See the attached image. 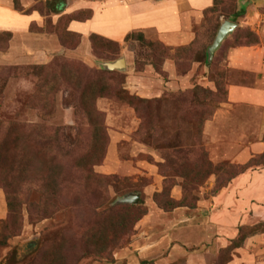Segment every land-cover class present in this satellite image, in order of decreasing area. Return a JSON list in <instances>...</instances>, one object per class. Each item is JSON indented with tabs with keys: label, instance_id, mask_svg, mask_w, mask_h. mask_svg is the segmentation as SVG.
Instances as JSON below:
<instances>
[{
	"label": "rangeland",
	"instance_id": "374dc122",
	"mask_svg": "<svg viewBox=\"0 0 264 264\" xmlns=\"http://www.w3.org/2000/svg\"><path fill=\"white\" fill-rule=\"evenodd\" d=\"M13 1L20 13L42 16L44 25L32 32L55 40L62 53L44 69L8 72L4 92L0 84V191L7 209L0 264H186L183 257L165 263L160 255L172 254L167 245L141 246L168 241L170 217L178 243L197 240L217 220L226 227L213 231L226 240L207 264H264V195L230 194L245 175L264 176V158L237 159L257 141V130L231 137L227 119L242 109L227 105L233 71L225 64L228 49L257 34L236 29L209 65L206 53L224 17L244 21L255 4L243 13V0H216L217 12L195 25L194 42L171 48L146 35L147 43L76 37L68 33V15L53 13L59 0ZM90 1L103 0H65V10ZM79 14L83 21L89 15ZM8 39L0 36V44ZM121 58L124 72L100 65ZM15 77L26 78V86L11 102L5 92ZM101 77L105 84L95 85ZM219 120L221 133L212 136ZM131 194L139 204L120 202ZM172 200L183 207L167 209ZM129 206L146 215L136 222L138 211ZM239 232L246 240L235 249Z\"/></svg>",
	"mask_w": 264,
	"mask_h": 264
},
{
	"label": "crops",
	"instance_id": "0c3cea01",
	"mask_svg": "<svg viewBox=\"0 0 264 264\" xmlns=\"http://www.w3.org/2000/svg\"><path fill=\"white\" fill-rule=\"evenodd\" d=\"M241 3L243 5L240 11L243 13L249 12L250 5L255 4L254 12L251 13L253 15H248V18L245 17L244 21L239 23L241 17L225 19V21L237 24V29L249 28L260 39V43L256 45L228 49L225 61L228 69L233 71V77L228 85L229 103L227 105L231 109L234 107L242 109L237 114L239 118H234L230 114L231 116L227 119V123L231 122L229 125L231 137L248 135L254 128L257 130L255 134L257 141L252 142L246 148L247 150L245 149L238 158L236 157L239 161H245L254 154L264 153V13L258 11L259 7L264 6V0H243ZM214 5L215 0H103L77 3L70 6L65 15H73L80 11L93 13L91 19L83 22L72 21L69 27L71 33L85 38L97 35L110 41L124 42L129 34L141 32L147 38L153 36L168 47L179 48L194 42L195 25L204 18L205 11L213 8ZM43 25L44 19L39 13H20L15 9L13 0H0V35H12L7 47L0 44L1 77L9 79L6 78V74H9L11 68L50 64L55 55L62 53V47L57 45L55 40L49 41L45 36L32 32L33 26ZM232 38L233 36L230 35L226 40L229 41ZM53 41L56 45L52 43ZM223 43L221 47L226 44V42ZM52 44L54 46L51 48ZM221 47L216 51V57ZM170 78L171 85H175V75L172 74ZM25 86L26 78H10L8 91L5 92L6 99L10 100L17 93L23 92ZM11 102H13L12 99ZM252 114L256 118L249 117ZM213 123L211 122L210 125L213 126ZM220 123L219 120L214 125L215 130L213 129L212 136L217 137V134L221 133ZM256 179L261 180L254 182ZM238 183L240 187L233 186L234 190L230 191V194L249 192V195L256 191L264 195V176L259 172L245 175L239 179ZM5 205L4 195L0 191V226L7 217ZM166 222L171 226V231L177 228L176 221L171 217L166 218ZM218 224L217 220L216 225L210 226L208 230L203 229V234L201 233L203 236L198 237L197 240L189 241L181 238V243H178L177 241L180 240L175 239L170 231L165 235L168 241L162 238L156 243L153 241L141 246L144 249L154 246L152 251L162 245H167L169 250L172 248L169 258L160 255L162 260L166 261L165 263L173 260V257H183L186 264H207L208 258L214 254L213 249L216 252L220 243L226 240L221 233L213 232L216 228L222 232L226 230V227L218 226ZM152 235L149 234L148 237ZM150 240L151 238L146 241ZM207 243L210 247H206ZM201 247L204 248L200 249Z\"/></svg>",
	"mask_w": 264,
	"mask_h": 264
},
{
	"label": "trees",
	"instance_id": "16d2710c",
	"mask_svg": "<svg viewBox=\"0 0 264 264\" xmlns=\"http://www.w3.org/2000/svg\"><path fill=\"white\" fill-rule=\"evenodd\" d=\"M15 3V6H16V2H14ZM66 6H67V4L65 3V0H59L58 2H56V4L54 5V12L53 13H55V14H60V13H62V12H66ZM17 11H19L17 8H15ZM19 12H21V11H19ZM216 13L217 12V5H216V0H215V5H214V7L213 8H211V9H208V10H206L205 11V13L207 14V13ZM80 13V12H79ZM73 14V15H68L67 17L70 19L69 20V23H71L72 21H83V19H80L78 16L80 15V14ZM86 14H89L88 15V18L87 19H85V21L86 20H88V19H91V17L93 16V13L92 12H87L86 11ZM225 19H234L235 17H224ZM236 19V18H235ZM220 28V27H219ZM69 34H71V35H73V36H78L79 37V35L78 34H75V33H71V32H68ZM249 36H250V38L251 39H248L247 41H245V42H240V44H236L235 45V47H238V46H251V45H256V44H258L259 42H260V39H259V37L257 36V35H255V34H253V33H249L248 34ZM0 36H9V39L7 40V42L5 43V45H6V47H7V43H8V41L12 38V35L11 34H3V35H0ZM94 37H96V36H93V38ZM102 40H105V41H107V42H112V41H110V40H107V39H102ZM131 40H136V41H139V42H145V43H147V38L145 37V35L143 34V33H141V32H133V33H131V34H129L127 37H126V39H125V42H128V41H131ZM5 42V41H4ZM114 42V41H113ZM226 45V44H225ZM225 45H223V47L225 46ZM223 47H221L222 49H223ZM189 48V47H188ZM207 53V52H206ZM50 65H37V66H28V67H20V68H11V70H9V72H11L12 70H15V72H22V71H30V70H32V69H44L45 67H49ZM106 74H111V73H113V72H106V71H104ZM16 74V73H15ZM14 74V75H15ZM16 76V75H15ZM6 80L7 79H5V78H3V77H1L0 76V84H4L3 85V92L5 91V88H4V86L6 87L7 86V82H6ZM95 85H100V84H102V85H104L105 84V80H104V78L103 77H101L100 79H97L95 82H93ZM6 84V85H5ZM38 85H39V83H38ZM109 88V87H108ZM228 95H229V93H228V89H227V98H228ZM1 99L2 98H4L3 97V95L0 97ZM3 100V99H2ZM1 123V122H0ZM1 133V132H0ZM0 139H1V136H0ZM260 158H264V153L260 156ZM256 162V160H253V161H251L248 165H246L245 166V169H249V168H251V167H249V165H251V164H254ZM164 166H162V168H163ZM161 168V169H162ZM168 207H166L167 209H169V210H173V209H176V208H179V207H183L181 204H180V202H176V201H174V200H172L171 201V203H168V205H167ZM129 209H133V211H138V217L136 218V222H139L145 215H146V212H141L140 210H139V208L137 207L136 208V206H129ZM10 211V210H9ZM241 235H238V237L234 240L235 241V244H234V248L235 249H239V248H241L242 246H243V244H244V242H245V240H246V238L244 237V236H242V232H239ZM1 236L2 235H0V238H1Z\"/></svg>",
	"mask_w": 264,
	"mask_h": 264
},
{
	"label": "water",
	"instance_id": "95a60500",
	"mask_svg": "<svg viewBox=\"0 0 264 264\" xmlns=\"http://www.w3.org/2000/svg\"><path fill=\"white\" fill-rule=\"evenodd\" d=\"M237 29V24L230 22V21H224L215 37V40L213 44L210 46V48L207 51V61L208 65L212 62L216 51L221 47L222 43ZM100 65L108 71H120L124 72L127 70V61L125 58H121L115 62H106V63H100ZM140 196L131 194L128 195L122 199H120L121 203L124 204H130V205H137L139 204Z\"/></svg>",
	"mask_w": 264,
	"mask_h": 264
}]
</instances>
